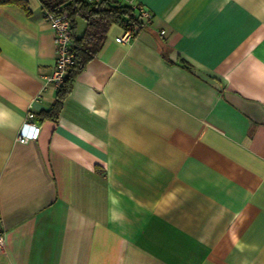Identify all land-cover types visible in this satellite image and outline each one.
I'll use <instances>...</instances> for the list:
<instances>
[{"label":"crops","instance_id":"0c3cea01","mask_svg":"<svg viewBox=\"0 0 264 264\" xmlns=\"http://www.w3.org/2000/svg\"><path fill=\"white\" fill-rule=\"evenodd\" d=\"M25 1L0 4V264H264V0H134L150 20L109 27L56 121Z\"/></svg>","mask_w":264,"mask_h":264},{"label":"trees","instance_id":"16d2710c","mask_svg":"<svg viewBox=\"0 0 264 264\" xmlns=\"http://www.w3.org/2000/svg\"><path fill=\"white\" fill-rule=\"evenodd\" d=\"M42 9L59 15L66 12L72 27L73 49L75 59L66 71L61 85L57 88L56 97L47 110L39 113L38 119L54 120L63 105L64 99L70 93L76 76L82 71L89 61L99 50L106 33L112 24H117L123 29H132L135 24L142 25L135 8L122 0H40ZM19 3L27 8L25 0H0V4ZM83 18L86 27L80 37H76L74 30L77 18ZM1 230V227H0Z\"/></svg>","mask_w":264,"mask_h":264},{"label":"built area","instance_id":"2783aa9c","mask_svg":"<svg viewBox=\"0 0 264 264\" xmlns=\"http://www.w3.org/2000/svg\"><path fill=\"white\" fill-rule=\"evenodd\" d=\"M89 2H95L99 0H88ZM131 4L138 15L140 20H143L142 25L135 24L132 29H123L121 35L115 37L117 42H128L134 34L139 31L144 23L148 22L151 18V14L143 6L136 3L134 0H122ZM43 16L51 23L54 28V44H55V62L53 70L50 76L47 77V80L52 82L55 88L57 89L65 76L66 71L73 64L75 59V51L73 49L72 41V27L71 22L66 14L63 12L59 15H54L51 12L43 10ZM163 33V30H161ZM36 115L31 110H28L24 116L22 126L17 132L16 139L20 142L27 143L30 140H33L37 137L40 126L35 121ZM27 129H31V132H28ZM4 247V238L2 235V230H0V248Z\"/></svg>","mask_w":264,"mask_h":264},{"label":"clouds","instance_id":"9594fccd","mask_svg":"<svg viewBox=\"0 0 264 264\" xmlns=\"http://www.w3.org/2000/svg\"><path fill=\"white\" fill-rule=\"evenodd\" d=\"M2 123H3L2 120H0V125H2Z\"/></svg>","mask_w":264,"mask_h":264}]
</instances>
